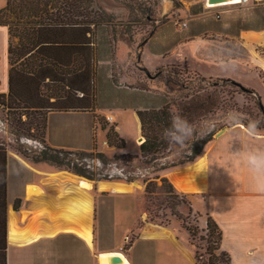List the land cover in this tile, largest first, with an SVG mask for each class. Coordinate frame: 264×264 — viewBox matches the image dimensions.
Listing matches in <instances>:
<instances>
[{
    "label": "rangeland",
    "instance_id": "1",
    "mask_svg": "<svg viewBox=\"0 0 264 264\" xmlns=\"http://www.w3.org/2000/svg\"><path fill=\"white\" fill-rule=\"evenodd\" d=\"M210 3L220 2L211 1ZM249 6L264 9V0H250ZM228 10L235 13L236 19L240 22H245L249 17L243 5H229L220 9L219 12L228 13ZM89 11L91 15L100 13L101 17L107 19L106 23L109 26L106 29L107 32L103 31L97 42L95 41L96 52L93 60L95 70L91 83L94 108L91 112L86 113L51 114L48 117L46 139L48 134L53 140L70 149L91 150L95 144V151L106 154L107 160L102 161L98 157L89 160L86 170L94 179L80 176L68 169H58L44 162H34L28 156L32 155L34 150L39 151L44 147L39 137L38 126L42 124V119L48 111H25L29 115L28 117L27 115L23 116L27 123L19 125L12 119L13 115L8 114V110L0 107V144L6 148L8 154L7 232L9 210L17 214L20 225H23L22 220L32 214L30 210L32 199L26 196V185L29 183L39 184L47 193L56 196L66 188V185L52 182L51 174L65 172L71 176L84 177L93 182V188L90 190L92 196L90 213L93 243L95 244L93 248L91 247V252L88 244L86 246L81 238L71 234V264L74 262L83 264L88 251L92 253L94 264H98V255L105 249L111 248V250H120L128 254L138 240L150 238L145 233L153 228H167L175 232L179 238L187 234L195 253L198 251L201 262H206L209 256L206 223L204 224L206 214L202 212L205 209L203 198L197 192L202 191L205 186L185 192L176 188L171 180V178L184 176L183 169L191 166L197 160L161 170L162 167L183 159L189 144L185 146L184 150H178L171 145L170 149L159 153L156 156L157 159L148 163L144 162L149 159L146 160L140 153L141 143L138 141L141 126L139 119L132 111H124L116 113L118 115L117 122L116 119H110L113 117L111 114L98 111L96 107L98 103L108 102L112 104V107H115L113 101H116L128 102L131 107H138V109L157 108L163 105L166 95L169 97V101L174 102L181 94L198 91L203 93V89H205L204 93H210L217 97L218 105L205 115L196 117L193 127L199 135L203 136L208 132H213L214 138L217 139L221 135L217 136L216 134L221 130L226 131L228 127L232 126L231 124H242L238 122H249L250 120L258 121L257 133H264V114L255 103L257 96L251 91L232 84L227 78L214 77L217 73L226 74L229 72L228 66L218 65L194 49L202 41L201 37L180 44V39L189 31V28L191 29L195 25V22H190L188 18L193 17V15L208 14L204 0H93L89 6ZM216 11L218 12V10ZM212 14L215 15L214 12ZM214 19H210V23L213 22L214 24L217 21ZM169 20L174 21L164 28V32H160L157 36L154 35V38L152 37L146 43V51L141 54L140 60H138V44L148 36L154 26ZM183 22L189 23L190 26H186L182 30L180 26ZM131 36L134 37V42H130ZM212 36L209 34L207 38H203L205 45L213 44ZM247 40L249 43H255L258 46L254 49L258 56H264V37L248 36ZM150 41L151 44L148 46ZM12 42L13 46L16 45L18 38H14ZM260 44L261 46H259ZM160 45H164L167 50H170L162 62H159L157 57L151 53ZM237 48L239 47L237 46ZM239 51L242 50L239 49ZM206 52L204 50V53ZM169 62L182 64L152 69V67ZM190 70L197 71L202 75ZM262 77L255 71L247 70L241 74L237 73V77L233 76V80L235 79L245 88L256 91L261 97V104L264 109V74ZM125 86L141 89L138 91L129 90ZM62 89L60 83L42 86L45 95H61ZM78 95L82 96L80 93ZM55 99L53 98V100ZM95 116L109 124H119L120 136L126 142L124 149L108 144L107 129L101 128L99 120ZM32 121L35 122L34 126ZM205 123L208 125L207 129L201 130L202 124ZM29 125L31 128H28ZM212 142L207 148L211 146ZM221 143L223 140L219 141L216 148L221 147ZM222 148L223 146L219 150ZM237 150L236 147H233V151ZM122 154L137 155L138 158H120L119 155ZM228 157L231 159L232 155ZM114 162H120L119 172H115L109 167ZM145 168L150 170L146 175L137 171ZM234 169H240L242 172V165L235 166ZM237 171H235L236 173L232 172L230 167L226 169L224 162L219 164L215 174L216 185H213L212 188H226L225 185L233 190L240 188L242 177ZM129 176H136L137 179L126 181ZM163 177L173 186L175 196L167 195ZM145 179L147 181H144ZM134 181H137L139 185L135 186L132 183ZM149 181H154L156 185V191L152 197H148L146 193ZM115 182H123L131 187L129 191L124 193L101 187L102 183ZM76 190H78V186L71 184V192ZM183 194H186L184 200ZM14 198L20 199V207L17 211L13 207ZM24 209L30 210L29 215H22ZM77 210L81 211L80 208L71 210V218H73V212ZM150 210L153 211L152 215L158 213L165 223L159 224L161 219H157V222L151 221ZM172 211L178 213V216L173 215ZM68 215H50L49 212L43 211L34 213L31 220L41 222L49 219L58 222L68 219ZM187 225L193 228L198 227L199 234L195 237L190 236L186 229ZM20 230L24 233L29 230V227H22ZM44 236L50 235L45 234Z\"/></svg>",
    "mask_w": 264,
    "mask_h": 264
},
{
    "label": "trees",
    "instance_id": "2",
    "mask_svg": "<svg viewBox=\"0 0 264 264\" xmlns=\"http://www.w3.org/2000/svg\"><path fill=\"white\" fill-rule=\"evenodd\" d=\"M92 2L93 0H6L5 6L0 9V25L6 26L9 30V61L11 64L9 90L7 93H0V107L8 110V114H12V119L19 125L27 123L23 119L24 115L29 116L25 111H48L42 119V124L38 126L39 137L44 147L39 151L34 150L33 154L28 157L34 162H44L58 169H68L89 179H94L86 170L89 160L98 157L102 161H106V154L96 152L95 144L91 150L50 145L46 142V132L51 112H91L94 108L91 83L95 70L93 64L96 52L95 43L103 31L107 32L106 29L109 26L106 23L107 19L101 17L100 13L91 15L89 6ZM249 2L230 5L241 6L247 5ZM226 6L229 5L206 8V10L214 12L215 15H212L217 20L224 13H220V9ZM247 15L249 17L245 22H240L241 29H264L263 8L257 7L255 11L250 10ZM213 17L189 19L190 22H195V25L191 29L189 28V31L181 39L188 35L205 33L211 29L210 19H214ZM173 21L161 22L154 26L148 36L138 44V60H140L143 47L155 35L159 26L170 24ZM186 26H190L189 23L186 22ZM14 38H18V43L13 46ZM131 38L130 42H134V37L131 36ZM193 72L202 75L197 71ZM227 80L241 89L253 92L257 96L255 103L264 114L261 97L256 91L245 88L241 83L231 78H227ZM50 83L61 84L63 88L61 95L54 96L43 93L42 86L44 84L48 86ZM200 92L181 94L174 102L169 101V97L166 95L163 105L157 108L136 110L141 124V134L145 138L140 144V153L146 160L149 159L144 162H152L157 159L156 156L159 153L170 149L171 145L165 142L161 132L169 126L172 116L179 114L193 125L196 117L205 115L218 105L219 100L216 96ZM78 93L82 96H79ZM53 98L56 99L53 100ZM96 118H98L101 128L107 129L108 144L124 149L126 142L116 130V123L109 124L99 117ZM31 123L34 126L35 122ZM238 123L244 124L245 127L248 124L246 121ZM28 128H31L30 125ZM214 139L213 132H208L203 136L197 133L188 143L186 156L178 162L162 167L161 170L198 160ZM119 157L138 158L137 155L128 154H122ZM134 179L137 177L129 176L126 181ZM162 180L167 188V195L175 196L173 186L165 177ZM8 188V154L6 148L0 144V264H7ZM155 191L154 181H149L147 196L152 197ZM185 197L186 194H183V200ZM13 207L14 210H19V198L15 199ZM171 208L174 210L173 207ZM152 212L150 210L151 221L157 222V219H161L159 224L163 225L165 222L162 221V217L158 213L152 215ZM172 214L178 216L175 211H172ZM205 228L209 256L206 262H201L200 255L196 251L198 264H233L230 255L221 250L222 229L209 214L206 216ZM186 229L192 237L199 234L198 227L193 228L187 225Z\"/></svg>",
    "mask_w": 264,
    "mask_h": 264
},
{
    "label": "crops",
    "instance_id": "3",
    "mask_svg": "<svg viewBox=\"0 0 264 264\" xmlns=\"http://www.w3.org/2000/svg\"><path fill=\"white\" fill-rule=\"evenodd\" d=\"M5 4L6 0H0V9ZM243 8L249 12L250 10L255 11L257 7H251L247 4L243 5ZM227 12L223 13L221 18L217 19L214 24L213 22L211 23V29L202 34L185 36L184 39H181L180 44H185L188 40L201 37L202 41L194 49L203 53L207 56V59H211L218 65L228 66L229 72L226 74L217 73L214 77H231L233 79V76L237 77V73L241 74V72H246L247 70L255 71L262 77L264 74V56L256 54L257 52L254 49L258 46L255 43V45L249 43L247 38L248 36L264 37V29H241L242 25L236 19L235 13L229 10ZM209 16L213 17L210 11H208V14L193 15V17L188 19L207 18ZM168 25L169 23L159 26L155 36L160 32H164V28ZM209 34L213 35V44L205 45L203 38H207ZM150 44L151 41L148 46ZM9 46V30L6 26L0 25V93H7L9 90V71L11 68ZM239 49L242 51H239ZM204 50L205 52L207 50V52L204 53ZM145 51L146 46L143 47L142 53ZM169 51L164 45H160L154 51H151V53L157 57L159 62H162ZM142 62L148 67L144 61ZM173 64L182 63L169 62L161 66L152 67V69L165 66L170 67ZM239 67L240 69H238ZM149 68L151 69V67ZM128 88L129 90L137 91L141 89L126 87V89ZM111 105L110 102L98 103L96 109L111 114L117 122V112L132 111L138 118L136 112L138 107L133 108L128 102L113 101V105L116 106L112 107ZM56 113L75 114L86 112H51L49 116ZM245 129L246 127L243 124H233L231 127H228L220 137L212 142L204 154L191 166L185 167L182 173L186 175L193 165L203 159L206 184L202 191L197 192L203 198L205 209L202 212L206 216L209 214L222 229L223 240L221 250L230 255L233 264H264V190L258 189L255 186L250 173L244 166H242V172L240 169H234L233 166H230V158L228 157L234 152L233 147H236L238 150L240 148L264 147V133H256L255 136H249L245 133ZM116 130L121 135L118 123ZM139 136L142 135L140 134ZM46 140L50 145L64 147L62 143L60 144L53 140L48 134ZM222 140L224 145L221 143V147L223 146V148L219 150L221 147L216 148V145ZM215 150L218 151L216 152ZM222 162H224L226 169L230 167L232 172L236 173L235 171L238 170L237 172L241 174L240 177L242 178L240 181L242 184L240 188L238 187L233 190L227 185H225L226 188H212L213 185H216L215 174L217 166L222 164ZM205 223L206 220L204 221ZM155 230L158 232L157 236H148V231L145 235L150 238L138 240L128 254L120 250H111V248L105 249L100 253L121 252L126 257L128 264H198L195 251L187 234L179 238L175 232L167 228H155ZM83 242L87 246V243ZM88 248L90 251L92 250L90 246ZM90 251L87 252L83 264H94L92 262V251ZM72 259L74 261V256ZM7 264H71V233L61 232L54 236H44L27 243L12 242L7 235ZM73 264H80V262H74Z\"/></svg>",
    "mask_w": 264,
    "mask_h": 264
},
{
    "label": "bare ground",
    "instance_id": "4",
    "mask_svg": "<svg viewBox=\"0 0 264 264\" xmlns=\"http://www.w3.org/2000/svg\"><path fill=\"white\" fill-rule=\"evenodd\" d=\"M240 0H221L220 3L211 4H235L239 3ZM113 118V117H111ZM223 133V132H222ZM220 133V135L222 134ZM145 140L143 136L139 137V143ZM203 158V157H202ZM26 162V161H25ZM203 159L190 168V171L179 178H171L174 186L181 191H191L195 188H201L205 186V165L202 163ZM52 182L56 184H65L64 188L56 196H52L47 193L46 190L39 184L29 183L26 185L25 191L26 196L32 199V214L22 220V224L18 223L17 214L9 210L8 216V238L10 241L15 242H31L43 237L45 234L53 236L61 231L65 233H71L83 241H85L90 247L93 248V234H92V220H91V207H92V196L90 190L93 188V182L76 176H71L69 173L58 172L51 174ZM50 183V182H49ZM46 184V183H45ZM48 184V183H47ZM71 184L78 186V190L71 192ZM62 186V185H61ZM138 186V185H135ZM103 189H111L114 192L124 193L129 191L130 185L123 182L115 183H102ZM52 188V187H51ZM60 189V188H58ZM56 194V193H55ZM30 208V207H29ZM28 208V209H29ZM77 210L73 212V218H71V210ZM29 210V211H30ZM27 209L22 210V215H29ZM47 211L50 215L57 214H69L68 219L53 222L49 219H45L41 222L31 220L34 213ZM36 223V225H34ZM22 227H29L27 232H21ZM61 231V232H62ZM55 233V234H50ZM158 232L155 228L148 232V236H157ZM88 246V247H89ZM91 249V248H90ZM120 256L121 261L119 263L113 262L114 256ZM98 264H128L126 257L121 252H108L100 253L98 255Z\"/></svg>",
    "mask_w": 264,
    "mask_h": 264
},
{
    "label": "clouds",
    "instance_id": "5",
    "mask_svg": "<svg viewBox=\"0 0 264 264\" xmlns=\"http://www.w3.org/2000/svg\"><path fill=\"white\" fill-rule=\"evenodd\" d=\"M231 119V117H230ZM258 121L250 120L245 129V133L249 136H255L257 133ZM208 125L202 124L201 130H206ZM162 138L169 145L174 146L178 150H184L185 146L192 141L194 135H197L196 129L185 117L177 114L172 116L168 127L161 132ZM120 162H114L109 167L119 172ZM230 165L235 167L244 166L258 189L264 190V147L240 148L232 153L229 161ZM140 174L146 175L149 169H138Z\"/></svg>",
    "mask_w": 264,
    "mask_h": 264
},
{
    "label": "built area",
    "instance_id": "6",
    "mask_svg": "<svg viewBox=\"0 0 264 264\" xmlns=\"http://www.w3.org/2000/svg\"><path fill=\"white\" fill-rule=\"evenodd\" d=\"M250 0H240L239 3L241 4H245V3H248ZM205 5H206V8H212V7H220V6H224L226 4H219V5H211V3L208 1V0H205ZM186 26V22H183L182 23V26L181 27H184ZM110 119H113V118H110Z\"/></svg>",
    "mask_w": 264,
    "mask_h": 264
},
{
    "label": "water",
    "instance_id": "7",
    "mask_svg": "<svg viewBox=\"0 0 264 264\" xmlns=\"http://www.w3.org/2000/svg\"><path fill=\"white\" fill-rule=\"evenodd\" d=\"M205 1V0H204ZM209 2H211V1H219V2H221V0H208ZM146 70V69H145ZM147 71V70H146ZM148 73V72H147ZM225 130H221L220 132H218L216 135L217 136H219L220 135V133H222V132H224ZM84 178V177H83ZM134 185H139V183L137 182V181H134V182H132ZM121 261V257L120 256H114L113 257V262L114 263H119Z\"/></svg>",
    "mask_w": 264,
    "mask_h": 264
}]
</instances>
